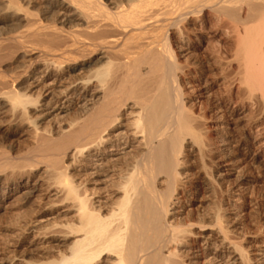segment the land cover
<instances>
[{
	"label": "bare ground",
	"instance_id": "bare-ground-1",
	"mask_svg": "<svg viewBox=\"0 0 264 264\" xmlns=\"http://www.w3.org/2000/svg\"><path fill=\"white\" fill-rule=\"evenodd\" d=\"M0 13V33L17 30L0 36V191L9 198L20 190L16 206L25 209L44 166L43 179L75 213L64 225L63 234L72 238L67 252L46 264H103L105 257L110 264H193L192 249L203 255L194 237L210 226L218 231L212 237L232 249L234 264H251L222 206L210 222L197 209L183 212L202 196L199 176L214 193L221 189L217 177L225 166L215 155L220 146L213 125L225 107H255L262 126L254 128L253 143L264 154V0H0ZM75 22L82 29H75L77 37L73 28L65 31ZM194 35L212 62L181 61L196 49ZM39 64L58 73L92 65L103 94L80 130H67L59 140L44 134L32 116L41 94L29 88ZM210 68L220 71L224 89L217 105L201 101L207 90L201 78ZM130 103L137 109L134 151L117 162L97 165L96 159L91 173L71 174L70 150L78 163L85 153L91 159L116 148L106 138ZM26 126L33 128L38 155L15 157L12 134L2 129L23 132ZM25 216L13 217L11 228L25 232Z\"/></svg>",
	"mask_w": 264,
	"mask_h": 264
},
{
	"label": "rangeland",
	"instance_id": "rangeland-1",
	"mask_svg": "<svg viewBox=\"0 0 264 264\" xmlns=\"http://www.w3.org/2000/svg\"><path fill=\"white\" fill-rule=\"evenodd\" d=\"M33 9L37 10L40 7L37 6ZM69 13L72 14L73 11L69 10L66 15L70 16ZM56 17L59 19L61 15ZM54 19L52 18V20ZM52 20L44 21L52 22ZM47 24V22H43L42 26ZM75 24L70 25V28L67 25L65 31L69 29L66 32L70 33L73 28L72 33L74 32L73 34L77 37L80 33L75 29H82L78 26L80 22H75ZM12 30L8 32L17 31ZM5 32L0 33V36L7 35ZM192 37L193 40L195 39L196 49L183 53L181 61L190 63L212 62L211 52L205 50L204 44L200 45L195 35ZM224 49V51L229 52L226 47ZM100 57L98 56L96 59ZM122 59L124 58L122 57ZM45 67L47 66L37 65L39 72H36V76L38 77L35 76V85L29 88L33 93L41 94L40 104L32 110V116L39 122V127L44 134L59 140L62 138V133H67V130H77L76 132H78L79 128L84 125L89 113L101 105L104 99L102 98L101 87L96 83L97 81L91 72L94 70V66L83 64L78 71L66 69L62 73L60 72L61 74L51 66ZM207 71L208 77L203 74V78H201L204 81L207 80V90L204 91L205 94L201 101L206 104L217 105L222 95L225 97L224 89L219 82L220 71H212V68ZM204 85L202 84L203 87ZM128 106L122 112L120 126L112 132L111 136L106 138V140L111 139L108 145L116 146V148H109L103 152V156H95L91 159L90 155L85 153L83 156L77 157L78 163H74L75 151L70 150L67 163L73 166L70 169L71 174H74L78 169L83 170V173H91V166L96 159L99 160L97 165L111 161L117 162L123 157L125 158V153L131 154L134 151L133 148L137 147V143L136 139L133 138L132 123L137 109L131 103ZM225 108L226 115H218L213 125L219 142L217 146H220L216 148L215 155L225 166V172L217 177L218 182L222 183V190L219 189L218 194L214 193L211 186L204 183L203 177L199 176L200 173L197 171V175L200 177L198 181H202L200 184L202 196L193 203H188L185 212L177 210V213L187 215L190 211L197 209L201 216L205 215L210 222V217L212 218L214 210L219 204L220 207L222 206V213L228 216V226L232 232V237L250 253L251 264H264V154H257L256 146L258 144L253 143L254 128L261 127L262 122H259L260 116L255 107L247 110L240 106H227ZM215 113L217 114V111ZM22 131L16 128L2 129V132L12 134L10 143L14 144L13 154L15 157L24 154V156H30L29 158L32 157L30 154H34V157L37 156L38 154L33 152L36 144L32 134V126H26ZM132 139L134 140L132 141ZM126 140L128 144L131 140L133 144L131 148L127 149L124 146ZM192 162H194L193 159H191L190 165ZM45 172L46 169L42 166L38 173L41 179L40 184L35 187L32 199L23 210L19 211L16 206L20 190L13 192L9 198L7 195V197L3 196L4 191H0V264H46L52 260H59L61 255L67 252L72 242V238L66 237L63 233L66 231L64 225L75 217L74 210L69 203H62V194L55 186H50V183L45 179ZM44 176L45 180L43 179ZM31 186L34 187V184L32 183ZM197 192L195 190L194 194ZM26 213L27 217L25 216ZM17 215L25 216L23 222L28 223L25 232L15 231L11 228L12 218ZM30 221L33 223H29ZM216 232L218 233L214 226L207 227L200 232L197 231V236L194 237V245L201 246L203 255L200 256L199 249H192L190 254L193 264H200L201 262L208 264L213 260L221 264H234V255L230 246L227 243L219 244L222 239L218 236L212 237ZM103 264H110L109 259L105 257ZM235 264H239V262L237 261Z\"/></svg>",
	"mask_w": 264,
	"mask_h": 264
}]
</instances>
